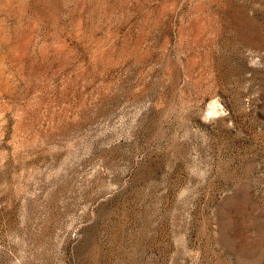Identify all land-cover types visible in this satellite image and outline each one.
<instances>
[{
    "label": "rangeland",
    "instance_id": "374dc122",
    "mask_svg": "<svg viewBox=\"0 0 264 264\" xmlns=\"http://www.w3.org/2000/svg\"><path fill=\"white\" fill-rule=\"evenodd\" d=\"M0 264H264V0H0Z\"/></svg>",
    "mask_w": 264,
    "mask_h": 264
}]
</instances>
